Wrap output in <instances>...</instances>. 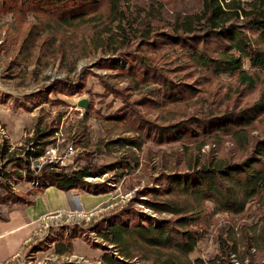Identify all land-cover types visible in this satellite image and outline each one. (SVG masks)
I'll return each instance as SVG.
<instances>
[{"label":"trees","instance_id":"trees-1","mask_svg":"<svg viewBox=\"0 0 264 264\" xmlns=\"http://www.w3.org/2000/svg\"><path fill=\"white\" fill-rule=\"evenodd\" d=\"M171 1L0 0V16L12 13L17 22L27 21L29 26L9 69L36 50L60 52L65 58L66 35L86 28L84 44L103 50L95 65L112 70L102 76V83L122 99L117 109L101 114L111 135L102 144L108 147L105 152L119 154L113 161L93 163L91 158L101 150L85 149L76 157L85 163L77 168L60 160L35 163L55 142L64 116L40 105L52 97L61 99V94L82 92L91 69L74 78L54 77L18 99L24 107L40 106L41 114L20 147L6 138L0 141V218L6 217L2 205L33 204L51 185L107 193L113 182L141 166V153L146 160L158 155L151 182L136 189L125 205L86 226L51 229L31 244L32 251L54 246L55 253L70 255L75 238H83L104 249L102 264H204L191 253L214 214H242L255 201L264 206V133L253 137L242 159L202 151L225 136L248 146L251 127L264 115V86L255 101L244 105L237 99L218 101L211 87L225 74L242 87L254 88L264 79V0H195L193 7H171ZM29 14L34 19L28 20ZM210 98L211 104L206 103ZM198 102L194 111L179 114L182 105ZM88 130L89 126L77 130L72 141L79 144ZM165 144L170 150L161 148ZM153 145L159 149L153 152ZM109 172L114 177L90 179ZM15 180L34 185L18 191ZM221 242L222 254L214 264H230L232 254L244 260L234 229ZM241 242L245 247L260 246L264 235L254 241L252 234L243 236ZM50 264L89 263L67 258ZM256 264H264V258Z\"/></svg>","mask_w":264,"mask_h":264},{"label":"rangeland","instance_id":"rangeland-1","mask_svg":"<svg viewBox=\"0 0 264 264\" xmlns=\"http://www.w3.org/2000/svg\"><path fill=\"white\" fill-rule=\"evenodd\" d=\"M175 4L179 7H193L195 0H172L169 6L172 7ZM28 18V20H31L34 19V16L29 14ZM28 27L27 21L17 22L12 13L0 16V141L6 138L13 147H20L24 144L27 137L33 134L35 122L41 114L40 106H44L52 114L61 111L64 116L61 130L58 132L55 142L48 147L46 155L36 160L35 163L39 164L40 161V164H42L48 160H60L62 164L77 168L85 163L83 158L76 159L79 153H84L85 149L98 148L101 150L100 153L95 158H91L90 161L104 163L115 160L119 153H107L105 150L108 147L102 145L105 140L111 138V135H109L107 123L101 114L117 109L122 104V99L109 92L102 83V76L111 73L112 70L95 65V61L103 54V50L90 44H84L82 37L89 33L86 28L77 29L76 32L70 30L65 37L64 47L68 49L65 58L60 52L51 54L36 50L24 62L9 69V61L18 53L20 41ZM246 66L250 68L248 60ZM85 68H90L92 73L88 75L86 87L80 93L61 94V99L52 97L51 100L42 103L40 106L31 108L22 106L18 101V99H24V94L44 86L54 77L74 78ZM119 84L124 85L125 82L121 81ZM263 86L264 79H260L254 88L237 86L235 78L226 74L222 75L220 80L213 81L211 84L213 94L214 92L216 94V96H213L218 101L225 104L232 103L237 99L240 105L255 101ZM83 97L88 99L86 108L79 104V100ZM211 100L212 98L206 103L211 104ZM200 105L199 102L182 105L179 114H188ZM202 107H206V104ZM87 110L90 111L89 118L87 124H84L82 119ZM84 126H89L87 136L79 144H76L71 137L77 130H82ZM263 133L264 115L251 127L250 144L248 146L245 147L229 136H225L219 143L210 142L206 144L202 151L229 160L242 159L250 151L253 137L255 138ZM70 146H73V151H70ZM161 148L170 150L167 144L162 145ZM151 149L154 152L159 147L153 145ZM141 156L143 159L141 166L120 177L119 180L115 178L116 181L112 183L113 186L107 193H92L82 189L69 190V192L63 190L61 192L63 198H60V194L56 193L55 190L50 193H42L33 203L37 206L35 211L44 205H49L51 202L63 206V208L49 214L41 223V231L18 254L0 262V264H50L53 261L67 258L89 264H102L100 259L104 249L91 245L83 238H75L73 253L70 255L55 253L54 246L40 251H32L31 244L45 237L51 229H57L62 224L80 223L86 226L104 214L125 205L135 194L136 189L149 184L153 174L156 173L152 164L157 163L158 155H154V158H148L147 160L145 154L141 153ZM111 175L114 177L113 172H109L102 176L90 177V179H104ZM14 184L18 191H27L34 185L28 180H15ZM37 199H40L39 203ZM62 199L65 203H62ZM14 204L2 205V213L6 214ZM249 205L248 210L242 214L229 212L214 214L205 236L200 240L196 250L191 253V257L202 259L204 264L216 263L218 256L222 254L221 240L228 237L229 232L234 229L239 241L238 248L245 255V258L241 260L235 254H232L230 264H256L260 262L264 258V244L260 246H254L253 244V246L247 245L245 247V244L241 242L243 236L249 237L252 234V241H254L255 236L258 237L261 233L264 235V206L258 201ZM137 206L143 205L137 203ZM143 208L151 212L149 208L144 206Z\"/></svg>","mask_w":264,"mask_h":264},{"label":"crops","instance_id":"crops-1","mask_svg":"<svg viewBox=\"0 0 264 264\" xmlns=\"http://www.w3.org/2000/svg\"><path fill=\"white\" fill-rule=\"evenodd\" d=\"M52 190L60 194V198H63L61 192H63L64 189L54 185L39 192L36 198L42 195V193H50ZM58 190L61 191L59 192ZM64 191L69 192V190ZM39 200L40 199H37L38 203ZM62 200V203H65L64 199ZM35 206V204L15 203L8 209L6 217L0 218V262L18 254L19 251L41 231L42 221L49 214L55 213L63 208V206L53 204L52 202L49 205L40 207L37 211H35V209H37V206Z\"/></svg>","mask_w":264,"mask_h":264},{"label":"water","instance_id":"water-1","mask_svg":"<svg viewBox=\"0 0 264 264\" xmlns=\"http://www.w3.org/2000/svg\"><path fill=\"white\" fill-rule=\"evenodd\" d=\"M79 104L82 106V107H87L88 106V99L86 97H83L79 100Z\"/></svg>","mask_w":264,"mask_h":264},{"label":"built area","instance_id":"built-area-1","mask_svg":"<svg viewBox=\"0 0 264 264\" xmlns=\"http://www.w3.org/2000/svg\"><path fill=\"white\" fill-rule=\"evenodd\" d=\"M73 149H74L73 146H70V151H73Z\"/></svg>","mask_w":264,"mask_h":264}]
</instances>
